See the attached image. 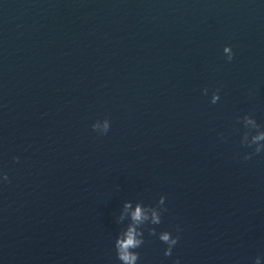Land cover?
Segmentation results:
<instances>
[{
    "label": "water",
    "instance_id": "95a60500",
    "mask_svg": "<svg viewBox=\"0 0 264 264\" xmlns=\"http://www.w3.org/2000/svg\"><path fill=\"white\" fill-rule=\"evenodd\" d=\"M245 113L264 125L262 0H0V264H118L123 201L161 195L157 230L180 239L164 257L146 233L140 264H253L264 153L242 158Z\"/></svg>",
    "mask_w": 264,
    "mask_h": 264
},
{
    "label": "clouds",
    "instance_id": "9594fccd",
    "mask_svg": "<svg viewBox=\"0 0 264 264\" xmlns=\"http://www.w3.org/2000/svg\"><path fill=\"white\" fill-rule=\"evenodd\" d=\"M223 54L226 61L231 62L233 60L234 52L231 45L223 47ZM202 91L204 95H208L207 88ZM220 99V91L217 89L212 92L210 103L217 104ZM111 125L112 122L108 116H98L91 121V127L102 133H107ZM233 131L239 134V145L246 149L242 156L243 159L248 160L264 153V125L258 123L253 115L247 113L237 115ZM221 139L224 137L221 136ZM240 155V153H236L234 158ZM8 182V174L0 168V185ZM165 201L164 195H161L155 204L132 199L123 201L119 213L115 217V223L120 227L112 240V249L118 264H140L139 249L145 244L146 233L165 246L163 249L164 257H172L174 248L180 239L179 235L168 230H157L162 223L163 213L166 211ZM176 231L178 233L179 229ZM173 264H181V260L176 258ZM253 264H264V256L257 255Z\"/></svg>",
    "mask_w": 264,
    "mask_h": 264
}]
</instances>
